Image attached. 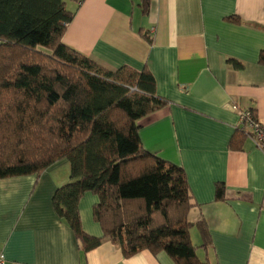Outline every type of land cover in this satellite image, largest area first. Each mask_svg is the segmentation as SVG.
<instances>
[{
	"label": "crops",
	"instance_id": "obj_1",
	"mask_svg": "<svg viewBox=\"0 0 264 264\" xmlns=\"http://www.w3.org/2000/svg\"><path fill=\"white\" fill-rule=\"evenodd\" d=\"M143 1L68 0L75 15L62 41L108 69L151 72L167 104L139 120L140 139L185 171L195 202L189 218H202L210 235L197 256L206 264H264V152L250 137L241 150L229 147L243 127L240 111L253 109L264 123V0H146V12ZM57 165L0 179L4 264H176L163 251L125 256L107 239L83 251L52 205L68 181ZM217 183L225 185L222 199ZM97 201L85 192L78 208L84 232L102 237ZM190 238L201 243L196 226Z\"/></svg>",
	"mask_w": 264,
	"mask_h": 264
},
{
	"label": "trees",
	"instance_id": "obj_2",
	"mask_svg": "<svg viewBox=\"0 0 264 264\" xmlns=\"http://www.w3.org/2000/svg\"><path fill=\"white\" fill-rule=\"evenodd\" d=\"M67 1L0 0V179L38 175L67 161L68 181L55 189L52 205L83 251L107 239L125 256L163 251L176 264H206L196 250L210 243L209 230L202 218H189L195 202L184 169L140 139L139 120L166 99L146 67L108 69L66 45L75 15ZM248 136L237 128L229 147L241 150ZM224 189L217 183L216 199ZM85 192L97 197L93 218L102 237L81 226ZM193 226L199 245L191 242Z\"/></svg>",
	"mask_w": 264,
	"mask_h": 264
},
{
	"label": "built area",
	"instance_id": "obj_3",
	"mask_svg": "<svg viewBox=\"0 0 264 264\" xmlns=\"http://www.w3.org/2000/svg\"><path fill=\"white\" fill-rule=\"evenodd\" d=\"M239 123L249 133L254 145L264 152V123L254 118L249 110L239 112ZM0 264H4V256L0 253Z\"/></svg>",
	"mask_w": 264,
	"mask_h": 264
},
{
	"label": "rangeland",
	"instance_id": "obj_4",
	"mask_svg": "<svg viewBox=\"0 0 264 264\" xmlns=\"http://www.w3.org/2000/svg\"><path fill=\"white\" fill-rule=\"evenodd\" d=\"M56 170H57L56 172L58 174L64 172V173H66L67 176H69V164L67 163V161L66 162L63 161V162H61V164L57 165ZM194 245H195V243H194Z\"/></svg>",
	"mask_w": 264,
	"mask_h": 264
},
{
	"label": "clouds",
	"instance_id": "obj_5",
	"mask_svg": "<svg viewBox=\"0 0 264 264\" xmlns=\"http://www.w3.org/2000/svg\"><path fill=\"white\" fill-rule=\"evenodd\" d=\"M257 118V117H256Z\"/></svg>",
	"mask_w": 264,
	"mask_h": 264
}]
</instances>
